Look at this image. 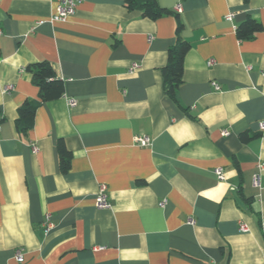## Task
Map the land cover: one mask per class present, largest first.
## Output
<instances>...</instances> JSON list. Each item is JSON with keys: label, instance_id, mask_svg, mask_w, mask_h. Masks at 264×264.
Wrapping results in <instances>:
<instances>
[{"label": "crops", "instance_id": "crops-1", "mask_svg": "<svg viewBox=\"0 0 264 264\" xmlns=\"http://www.w3.org/2000/svg\"><path fill=\"white\" fill-rule=\"evenodd\" d=\"M156 2L171 14L85 0L54 21L55 0H0V264H264V0ZM177 18L190 46L178 105L161 72ZM247 19L262 30L238 40ZM40 62L64 93L20 133Z\"/></svg>", "mask_w": 264, "mask_h": 264}, {"label": "trees", "instance_id": "trees-1", "mask_svg": "<svg viewBox=\"0 0 264 264\" xmlns=\"http://www.w3.org/2000/svg\"><path fill=\"white\" fill-rule=\"evenodd\" d=\"M124 7L129 11H137L142 18L156 21L171 13L158 6L156 0H123ZM183 28L179 19H176L174 45L168 51V60L162 68L164 81V93L176 105L177 90L182 83L183 60L189 50V44L180 38V32ZM262 30V26L252 19H247L236 27L235 34L238 40H247ZM31 74L32 83L38 88V100L26 101L18 110L17 130L20 133H26L31 129L36 109L44 103L57 100L62 97L64 87L60 80L55 76L52 67L46 62H40L27 68ZM246 134L240 136L243 143L249 141ZM59 156V167L62 173H66L70 165V155L65 150L61 140L57 143Z\"/></svg>", "mask_w": 264, "mask_h": 264}, {"label": "built area", "instance_id": "built-area-1", "mask_svg": "<svg viewBox=\"0 0 264 264\" xmlns=\"http://www.w3.org/2000/svg\"><path fill=\"white\" fill-rule=\"evenodd\" d=\"M55 1H56V8H55V14H54L52 19L54 21H64L66 18L73 16L75 13V8H76L77 4L82 3L85 0H55ZM176 10L179 12L180 11L179 7H177ZM231 17H232L231 15H228V16H226V19L230 20ZM137 69H138V65L136 63H133L130 66L129 71L132 73V72H135ZM213 87L216 90L218 89L215 84H213ZM68 104L70 107H73V106H75V101L69 100ZM260 128L264 129L263 124L260 125ZM225 134H226V132L224 131L223 135H225ZM134 143L140 147H146L149 145L150 140L146 137H135ZM263 171H264V165L258 164L257 171L252 178V184L255 188H259V189L264 188V183H261V174ZM214 174L216 175V177L218 178L219 181H222L224 179L223 174H222L220 169L215 170ZM95 202H96V208H99V209L109 208V202L105 196L103 188H101L99 193L97 194V196L95 198ZM163 203H162V205H163ZM50 226L51 225L49 223V217H46L45 221H44V227L47 230ZM246 229L247 228L245 225L242 224L240 226V231H246ZM15 259L18 263L23 262V257H22L21 251L16 252Z\"/></svg>", "mask_w": 264, "mask_h": 264}]
</instances>
